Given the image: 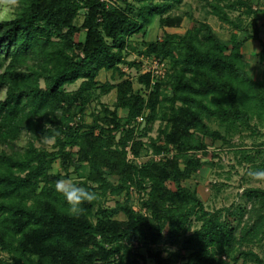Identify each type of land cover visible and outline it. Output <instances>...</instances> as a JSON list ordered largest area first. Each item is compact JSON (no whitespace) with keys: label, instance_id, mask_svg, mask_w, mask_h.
Returning <instances> with one entry per match:
<instances>
[{"label":"trees","instance_id":"16d2710c","mask_svg":"<svg viewBox=\"0 0 264 264\" xmlns=\"http://www.w3.org/2000/svg\"><path fill=\"white\" fill-rule=\"evenodd\" d=\"M179 1L124 0L123 6H106L100 0H22L16 19L0 23V68L4 66L0 88L7 87L6 99L0 101V141L7 142L27 128L53 138L56 147L49 150L29 142L22 152L0 151V248L10 258L3 264H140L136 257L140 255L131 249L136 237L156 264H174L180 257L186 264H225V254L238 242L233 218H221L220 209L208 210L194 189L181 184L199 166V159L184 154V167L173 157L144 160L137 168L126 159L124 149L133 128L121 130L118 138L111 132L124 124L117 107L127 109L125 121L148 108L149 122L163 100L172 106L171 127L161 130L159 137L181 150L205 147L194 131L224 139L209 119L228 126L248 125L253 114L263 116L264 84L246 71L241 51L247 38L257 37V29L246 38L231 32L224 39L208 22L198 21L184 33L166 32L163 38L146 41L145 53L171 63L165 79L170 95L159 81L143 96L129 78L116 83L97 78L101 69L120 72V63H134L125 59L129 38L154 15L162 26H178L182 16L168 11ZM81 9L82 22L77 24L74 19ZM214 12L222 17L218 6ZM82 29L84 37L77 40ZM260 55L264 60V45ZM33 57L26 69L19 68ZM78 79L74 89L66 88ZM139 79L149 85V73ZM112 88L114 107L99 101L91 123L75 121L94 92L104 94ZM139 145L136 140L135 152ZM56 156L65 163L74 158L86 162L88 179L103 190L119 192L137 175L147 179L150 188L143 203L150 213L134 210L125 200L109 211L97 207L95 220L91 219L94 202L82 205L85 211L79 218L69 216L66 202L55 191L61 174L49 171ZM104 169L120 176L118 184L104 176ZM170 179L176 183L174 189L167 184ZM243 197L264 208V188L247 187ZM118 211L125 218L112 217ZM193 220L199 224L191 228ZM254 229H245L242 236ZM164 237L180 246L165 252L150 247ZM247 253L252 264H264L258 254Z\"/></svg>","mask_w":264,"mask_h":264},{"label":"rangeland","instance_id":"374dc122","mask_svg":"<svg viewBox=\"0 0 264 264\" xmlns=\"http://www.w3.org/2000/svg\"><path fill=\"white\" fill-rule=\"evenodd\" d=\"M115 2L121 6L124 5V0H115ZM214 6L221 9L223 18L214 12ZM19 8L15 10V15ZM83 11L84 9L78 11L74 19L75 23L80 24L82 22ZM168 13L181 15V23L178 26H162L158 23V15H154L151 22L144 29L132 34L129 38L130 44L126 50L125 59L134 61V63H120V72L102 69L97 76L98 80H108L116 83L121 79L129 78L132 81L133 89L143 96H147L153 88L152 86L159 81L164 86V93L167 92V95H170L171 89L167 83L165 85V79L167 74L172 71L171 63L166 57L145 53V42L163 38L166 32L184 33L187 28L198 24V21H206L216 34L224 39H227L231 32L236 33L239 38H246L254 29H257V37H249L242 44V59L246 71L264 84V60L260 55L262 45H264V0H181L173 4ZM83 37V29L75 35L77 40H82ZM159 57L165 60V69L158 72L162 75L156 76V72L153 75L150 67H152L153 59ZM34 60V57L28 58L19 68L26 69L27 63ZM142 73H149V85L139 79V75ZM79 81L80 79L67 84L66 88L74 89ZM40 82L43 84L41 80ZM6 88V85L1 86L0 95H5ZM93 94L83 115L77 114L75 121L82 119L86 123H91L97 109L100 107L99 101H103L110 107L115 106V88L104 94L95 92ZM159 97L163 98L162 96ZM168 104L169 101L163 100V103L158 107V112L149 122L146 120V115L149 113L148 108L144 107L142 112L138 113L133 119L125 121L127 109L117 107L118 115L122 118L124 124H121L119 130L113 129L111 133L118 138L121 130L133 128L132 136L127 139L124 145L126 159L135 164L137 168H140L144 160L157 161L174 157L178 160L179 165L184 167V154L198 158L200 161L199 166L190 176L184 178L181 184L194 189L208 210L220 209L221 218H233L238 242L233 251L225 254V264H252L254 262L253 257L247 253L250 250L258 254L264 262V208L262 209L257 204L258 202L243 197V191L247 187L264 188V181H257L248 174L251 171L264 169V115L253 114L248 125L234 123L228 126L214 118L209 119L210 126L219 130L224 139L202 136L200 132L194 131L196 137L203 140L205 147L181 150L177 145L166 142L162 137H159L161 130L168 131L171 127L170 108L172 106ZM42 137L44 136H38L34 131L21 128L18 134L9 141H0V151L22 152L29 142L49 150L56 149L53 146V138L47 137V143H45L41 139ZM136 140L140 141L137 152L133 150ZM153 140L155 141L153 142ZM73 155L75 158L77 157L75 150H73ZM75 158L74 162L65 163L60 156H56L49 171L52 173L59 172L61 174L60 179L72 178L81 183V186L87 187L98 194L97 199L94 201L92 220L97 217L95 215L97 207L109 211L111 207L125 200H128L134 210L144 214L150 213L148 207L143 203L150 188V182L147 179H142L141 176L137 175L133 179H128L127 186L119 192L113 191L112 188L103 190L98 187L96 182L88 179L89 169L87 163L78 162ZM104 174L113 185L118 184L120 179L118 174L109 172L107 169H104ZM167 184L173 189L176 187V183L172 179L167 180ZM259 215H262L263 218L260 219ZM112 217L121 219L125 218V215L122 211H118L112 214ZM198 224L199 221L193 220L191 228ZM252 226L255 229L247 231L244 238L242 236L244 230L250 229ZM140 241L136 237L131 248L134 253L136 252L142 256H136L138 257V263L156 264L153 256L148 254L145 246ZM150 245L154 250L162 249L165 252L167 249L178 248L180 243L179 241L171 243L164 237ZM182 252H184L182 254H185L187 250ZM9 260L8 253L0 248V264H3L2 261H8L9 263ZM177 263L186 264L185 257H180L174 261V264ZM123 264L132 263L125 262Z\"/></svg>","mask_w":264,"mask_h":264},{"label":"clouds","instance_id":"9594fccd","mask_svg":"<svg viewBox=\"0 0 264 264\" xmlns=\"http://www.w3.org/2000/svg\"><path fill=\"white\" fill-rule=\"evenodd\" d=\"M22 0H0V23H10L16 19L15 10L21 6ZM6 99L0 95V101ZM59 135V133H57ZM47 143V137L41 138ZM257 181H264V169L251 171L248 173ZM55 191L60 194L67 204V214L74 218H79L85 211L83 204H91L97 199V193L81 186V183L72 178H62L55 182Z\"/></svg>","mask_w":264,"mask_h":264},{"label":"built area","instance_id":"2783aa9c","mask_svg":"<svg viewBox=\"0 0 264 264\" xmlns=\"http://www.w3.org/2000/svg\"><path fill=\"white\" fill-rule=\"evenodd\" d=\"M102 1L106 6L108 5H116L117 3L115 2V0H100ZM165 60L163 58H158V59H153V64L152 67H150V71L152 72V74L154 75V73L156 74V76L162 75L161 70L165 69ZM159 68V69H157ZM117 256V255H115ZM179 264V263H177Z\"/></svg>","mask_w":264,"mask_h":264},{"label":"crops","instance_id":"0c3cea01","mask_svg":"<svg viewBox=\"0 0 264 264\" xmlns=\"http://www.w3.org/2000/svg\"><path fill=\"white\" fill-rule=\"evenodd\" d=\"M101 70H102V69H101ZM101 70H100V71H101ZM100 71H99V72H100ZM98 74H99V73H98ZM97 76H98V75H97Z\"/></svg>","mask_w":264,"mask_h":264}]
</instances>
